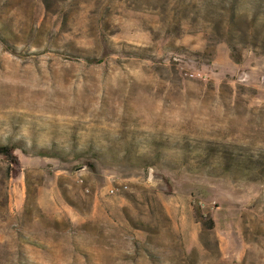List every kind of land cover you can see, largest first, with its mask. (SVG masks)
I'll return each mask as SVG.
<instances>
[{
  "label": "rangeland",
  "instance_id": "374dc122",
  "mask_svg": "<svg viewBox=\"0 0 264 264\" xmlns=\"http://www.w3.org/2000/svg\"><path fill=\"white\" fill-rule=\"evenodd\" d=\"M0 264H264V0H0Z\"/></svg>",
  "mask_w": 264,
  "mask_h": 264
},
{
  "label": "built area",
  "instance_id": "2783aa9c",
  "mask_svg": "<svg viewBox=\"0 0 264 264\" xmlns=\"http://www.w3.org/2000/svg\"><path fill=\"white\" fill-rule=\"evenodd\" d=\"M113 192V191H112Z\"/></svg>",
  "mask_w": 264,
  "mask_h": 264
}]
</instances>
